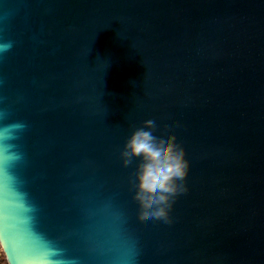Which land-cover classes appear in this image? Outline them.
Returning <instances> with one entry per match:
<instances>
[{
    "label": "water",
    "instance_id": "water-1",
    "mask_svg": "<svg viewBox=\"0 0 264 264\" xmlns=\"http://www.w3.org/2000/svg\"><path fill=\"white\" fill-rule=\"evenodd\" d=\"M3 44L8 171L53 259L264 264V0H0ZM145 121L187 162L166 218L122 156Z\"/></svg>",
    "mask_w": 264,
    "mask_h": 264
},
{
    "label": "clouds",
    "instance_id": "clouds-1",
    "mask_svg": "<svg viewBox=\"0 0 264 264\" xmlns=\"http://www.w3.org/2000/svg\"><path fill=\"white\" fill-rule=\"evenodd\" d=\"M9 47L0 45V52ZM145 121L143 130L134 131L124 145L122 156H147L148 163L143 166L142 175L138 174L141 198H147L153 206L148 215L166 218L169 196L179 188L175 183L186 175L187 162L183 150L173 143L174 137H165L163 133ZM22 125L0 128V264H60L53 259L56 251L47 241L31 229L30 207L15 189V178L9 173V167L19 159L8 143L13 138V130ZM127 163V159L124 160ZM10 249L13 258H9ZM17 250L27 251L30 258L15 255Z\"/></svg>",
    "mask_w": 264,
    "mask_h": 264
}]
</instances>
